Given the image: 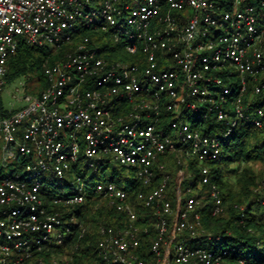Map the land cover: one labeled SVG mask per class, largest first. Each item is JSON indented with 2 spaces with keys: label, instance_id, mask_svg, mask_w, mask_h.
<instances>
[{
  "label": "built area",
  "instance_id": "obj_1",
  "mask_svg": "<svg viewBox=\"0 0 264 264\" xmlns=\"http://www.w3.org/2000/svg\"><path fill=\"white\" fill-rule=\"evenodd\" d=\"M21 40L71 48L44 67L40 93L0 113L2 164H18L0 176V264H60L41 253L63 244L73 224L84 235V224L74 215L62 220L40 192L83 162L81 172L114 162L135 175L128 188L99 180L52 199L78 205L98 198L120 214L98 227L89 264H227L230 251L216 241L212 248L187 244L202 219L192 186L196 178L210 185L213 214L221 213V192L205 164L219 159L222 139L242 120L264 125V102L250 118L242 100L248 84L255 95L264 90V0H0V95ZM212 112L225 133L198 127ZM167 152H174L175 176L162 159ZM151 226L156 235L145 259L139 249Z\"/></svg>",
  "mask_w": 264,
  "mask_h": 264
},
{
  "label": "trees",
  "instance_id": "obj_2",
  "mask_svg": "<svg viewBox=\"0 0 264 264\" xmlns=\"http://www.w3.org/2000/svg\"><path fill=\"white\" fill-rule=\"evenodd\" d=\"M83 33L95 35L91 31H84ZM78 37L74 38V42L78 40ZM70 46L63 45L60 49H55L48 45L38 46L21 40L17 52L8 60L6 82L14 81L21 74L36 68L39 71L38 79L44 85V67L48 64L57 63L60 57L71 48ZM122 55L125 59L130 57L126 53ZM108 57L112 58L109 54ZM260 82L264 83V74H262ZM248 85V90L242 100L245 104V113L252 118L254 108L264 102V90L262 94L255 95L254 87L251 84ZM232 101L229 99L226 105L227 109L230 108ZM16 109L18 108L7 109L0 103V113L2 114L10 113ZM198 127L204 133H218L220 135L227 131L224 123L217 121L213 112L201 120ZM233 129L234 131L222 139L223 147L219 159L205 164L210 169L211 183L219 187L221 192L223 211L213 214L214 205L208 192L210 185H202L196 178L192 188L197 191L201 202L198 210L202 219L201 228L197 229L198 235L190 241L193 242L191 245L206 248L214 247L216 241L221 248L229 249V255L225 256L227 264H264V125L262 128H258L249 119L242 120ZM174 157V152H167L166 156L162 158L169 160L167 169L173 176L176 175ZM255 164H260L258 173L253 170L252 166ZM189 169L195 173L196 177L198 170L194 161L190 163ZM88 174V170L81 172L82 176ZM123 178V168L115 165L104 180L113 179L121 185ZM232 180H237L240 186L235 191ZM50 181L40 191L45 206L50 209V205H52L55 210L59 211L64 221L70 215H74L78 220L77 224H84L87 230L83 236H80L79 227L73 224V231L65 237L63 244L51 246L50 251L41 253V256L49 261L51 255L54 254L60 264H89L97 258L98 227L102 224L108 225L117 222L120 214L115 208L98 198L78 205L54 204L53 198H60L68 194L63 195L58 192V187H52ZM182 183L187 184L186 181ZM134 185L133 189L136 190L138 185L137 183ZM172 186L173 183L171 182L170 187ZM173 191L170 194L171 200L174 197ZM130 193H133V190ZM143 212L147 215L145 216L147 219L151 218L147 209H144ZM155 235L156 232L152 226L148 235H142L139 253L145 259L151 257L149 245ZM180 236L186 237L187 232H183Z\"/></svg>",
  "mask_w": 264,
  "mask_h": 264
},
{
  "label": "rangeland",
  "instance_id": "obj_3",
  "mask_svg": "<svg viewBox=\"0 0 264 264\" xmlns=\"http://www.w3.org/2000/svg\"><path fill=\"white\" fill-rule=\"evenodd\" d=\"M190 10L183 12V14H188ZM38 70L36 68H32L31 70H28L26 73L21 74L19 77H17L16 80L11 82H6L3 86V89L1 91L0 95V103L1 106L6 107L7 109H15L18 108L20 105L24 103V95L25 94H38L43 89V83L39 81L38 77ZM237 76H234L232 81H236ZM24 82L25 88L23 89L22 83ZM190 113V111H188ZM189 124H191V121H188ZM2 140H0V176L6 177L11 175L15 170H18V164L15 163V161H8V163L5 165L2 164V150H1ZM107 164V163H106ZM104 165V169L99 170L97 172L95 171H89L88 175H84V178L77 179L78 176L81 174V170L85 166V162L80 164L77 171L73 173H69L70 179H66L64 181H61L59 179H51L50 183L52 187H58L57 191L64 194H72L76 191H78L79 185H81L83 188H88L89 186H92L95 182L99 180H104L107 175H109L111 168L116 165L114 162H109L106 166ZM258 166L260 164L253 165V170L255 172L258 171ZM93 173V174H92ZM92 177H91V175ZM124 178L122 181L123 186L128 188V184H131L135 180V175L133 173H123ZM232 186L233 190L235 191L239 186V183L237 180H232ZM76 190V191H75ZM197 192V191H195ZM187 244H193L191 241H187Z\"/></svg>",
  "mask_w": 264,
  "mask_h": 264
}]
</instances>
